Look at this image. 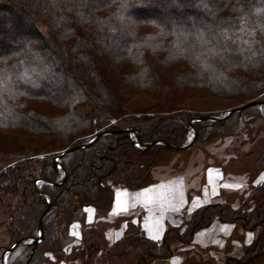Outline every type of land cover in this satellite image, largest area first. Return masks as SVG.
Listing matches in <instances>:
<instances>
[{
	"label": "trees",
	"instance_id": "1",
	"mask_svg": "<svg viewBox=\"0 0 264 264\" xmlns=\"http://www.w3.org/2000/svg\"><path fill=\"white\" fill-rule=\"evenodd\" d=\"M159 6L170 11L160 12ZM151 11L160 19L150 15ZM181 24L184 27L179 28ZM177 29H184L181 38ZM18 32L26 33L20 41L23 47L10 44ZM83 65L88 66L84 81ZM57 80L60 84L49 88ZM38 83L43 86L33 88ZM192 87L242 103L264 99V0H0V127L49 134L53 147L65 149L86 142V135L97 125L123 114L121 102L138 90L157 95L151 110L170 113L144 131L136 127L135 139L113 128L106 136L94 137L84 147L73 149L67 154H71L69 161L65 156L57 159L61 167L55 166V157L45 162L38 179L49 191L56 190L52 196L57 202L62 199L57 207L67 206V184L70 188H90L95 179L115 166L119 154L134 151L132 142L144 147L154 138L182 141L186 126L175 116ZM27 99L35 103L30 105ZM38 102L47 106V111L40 110ZM80 106L86 109L79 111ZM233 116L219 122L199 121L196 140L201 134L238 135L234 126L226 125ZM176 129L179 131L174 134ZM2 160L5 158L0 155ZM1 178L5 188L14 191L22 179L19 164L0 165ZM146 180L120 186L135 188ZM43 187L38 189L47 193ZM92 200L89 203H98ZM212 205L222 206L204 204L189 216ZM46 208L44 216L52 206L47 207L40 197L31 203L34 222ZM222 214L217 217L229 220ZM206 217L190 227L187 243L196 229L210 223L212 218ZM25 225L31 227V222ZM45 230L53 234L51 221L43 227L44 234ZM173 230L167 229L158 244H150L139 232L150 245L162 246ZM44 238L30 245L24 259L14 264H29Z\"/></svg>",
	"mask_w": 264,
	"mask_h": 264
},
{
	"label": "rangeland",
	"instance_id": "2",
	"mask_svg": "<svg viewBox=\"0 0 264 264\" xmlns=\"http://www.w3.org/2000/svg\"><path fill=\"white\" fill-rule=\"evenodd\" d=\"M197 3L198 1L194 4ZM157 9L160 12L166 9L170 11L160 6ZM179 12H183V9L180 8ZM149 14L160 19L157 13L151 11ZM186 16V20L190 23V17ZM39 27L44 31L43 25ZM181 27L184 26L181 24L179 28ZM22 28L25 31L24 25ZM182 30L184 29H177V36L180 38L181 34L183 35ZM25 36L26 33L18 32L17 36L10 40L11 46L19 44L23 47L20 41H23ZM54 65L57 66L56 61ZM83 69L84 81L88 66L83 65ZM59 84L60 81L57 80L49 88H55ZM35 85L33 88L43 86L40 83ZM27 102L30 105L35 103L28 99ZM156 102V94L143 90L136 91L130 99L121 102L123 114L113 116L97 125L91 134L86 135V142L77 145L82 148L96 134L106 136L108 130L113 128L125 131L129 138H134L138 127L144 131V128L156 125L170 115L167 111L151 110L150 107ZM38 103L40 110L47 111V106H42L41 102ZM246 103L250 104L240 111L231 113L234 116L226 122L227 127L236 128L238 135L203 136L201 134L198 140L195 137L194 142L184 149L167 145H186L192 139L195 125L199 121L219 122L227 117L225 115L230 109ZM179 104L182 108L175 118H179L186 126L182 141L170 143L164 139L154 138L151 141H164L167 144L152 143L153 146L149 149L132 142L130 145L135 152L119 154L114 163L115 166L95 179V183L90 188H84L83 185L70 188L67 184L65 187L68 191H66L67 206L65 204L57 207V203L61 204L62 199L57 202L52 196L56 190L50 188L52 190L49 191V186L42 184L38 175L42 172L44 163L51 158L65 156V159L69 161L71 154H67L72 150L66 151L68 148L53 147L52 137L49 134H33L21 129L0 127V155L5 158L0 165L5 167L18 163L20 175H22V179H19L16 189L12 192L10 187L5 188L4 178L0 180V264H14L23 260L27 255L28 247L35 243V239L40 234L39 218L37 219L38 215H36L34 222L30 205L39 200V197L46 204H51L52 208L48 215L42 218V237L45 238L37 247L34 258L29 264H161L162 258L168 257L167 254H170L169 258L172 254L182 255L178 250L187 246L188 232L192 225L203 222V217L206 216L212 219L218 218L217 215L221 214V211L224 218L238 220L244 228H248L253 233L254 239L250 246L233 257L217 262L198 259L192 261L190 258H182L180 262L179 260L177 262L180 264H264V254H261L264 252V99L242 103L237 98L215 96L209 94L204 88L192 87ZM85 109V106H80L79 111L83 112ZM238 123L237 127L235 124ZM178 131L176 129L173 133ZM161 136L166 138V135ZM118 137L120 136L117 135V140ZM208 165H221L223 173L235 176L233 181L237 180L240 185L235 189L243 196L240 199L235 198L234 203H228L237 191L222 188L221 193H218L214 199L223 198L225 206H234L238 202L237 207L235 205L236 208L225 207V209L221 205L222 209L219 205L203 208L200 214L205 216L202 217L199 213L189 216L186 226L184 220L182 226L175 227V230L168 234L169 241L162 246L150 245L143 240L135 222L121 221L120 218L109 216L107 204H109L112 188L122 184L140 183L156 175L157 178L160 176L164 178L174 173H181L185 177L186 198L189 199L199 190L200 184L204 181L202 179L204 169ZM43 186L47 187L45 189L47 193H43ZM41 187L43 191L38 189ZM226 191L235 192L232 194ZM87 192L90 198L86 197ZM63 196L65 194L62 192ZM92 199H97L98 203H89L93 201ZM49 221L52 223L53 234L46 230L44 234L43 227ZM29 222L31 227L25 225ZM15 237L18 238L15 239ZM179 239H182L185 244L181 245ZM16 241H19L17 246L5 252ZM151 254H155L156 257L153 258Z\"/></svg>",
	"mask_w": 264,
	"mask_h": 264
},
{
	"label": "crops",
	"instance_id": "3",
	"mask_svg": "<svg viewBox=\"0 0 264 264\" xmlns=\"http://www.w3.org/2000/svg\"><path fill=\"white\" fill-rule=\"evenodd\" d=\"M234 177L223 173L221 165H208L204 169V181L199 190L189 199L186 198L185 177L181 173L164 178H157L156 175L135 188L117 186L111 191L109 216L120 218L121 221L135 222L146 241L158 244L167 229L182 226L184 220L202 205L215 201L225 206L223 198H214L221 193L222 188L236 190L235 188L240 187L237 180L233 181ZM226 192L233 194L235 191ZM242 196L237 191L232 200L227 201L234 203L235 198L240 199ZM237 204L238 202L234 206L225 207L236 208ZM253 239V233L238 220L213 218L210 223L192 233L187 246L179 248L182 255L172 254L169 261L161 264H180L178 262L182 258H190L192 261H221L243 252Z\"/></svg>",
	"mask_w": 264,
	"mask_h": 264
},
{
	"label": "water",
	"instance_id": "4",
	"mask_svg": "<svg viewBox=\"0 0 264 264\" xmlns=\"http://www.w3.org/2000/svg\"><path fill=\"white\" fill-rule=\"evenodd\" d=\"M249 104H250V103H246V104H243V105H240V106H237V107H233L232 109H230V110L226 113L225 116H228V115H230V114L233 113V112L240 111V110L244 109L245 107H247ZM201 118H202V117H201ZM99 135H100V133L96 134L95 138H97ZM195 137H196V132H195V130H194V135H193L192 139H191L186 145H183V146H174V145H171V144H167V143H165L164 141H151V142L145 143V144H144V147H149L152 143L163 142V143H165V144H167V145H169V146H171V147H174V148H176V149H177V148H178V149H184V148H187L188 146H190V145L194 142ZM137 144H140V143L137 142ZM78 147H80V146H79V145H76V146H74V147H70V148H68L66 151H70V150L76 149V148H78ZM57 158H59V157H57ZM54 161H55V159H54ZM48 206H49V204H47V207H48ZM46 210H47V208L41 213V215H40V217H39L38 225H39V229H40V234H39V236L37 237V239H35V243H37L38 241H40V240L42 239L41 221H42V218H43V216H44ZM18 243H19V241H16L11 247L7 248V249L5 250V252H8V251L12 250V249H13Z\"/></svg>",
	"mask_w": 264,
	"mask_h": 264
}]
</instances>
